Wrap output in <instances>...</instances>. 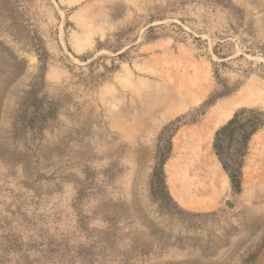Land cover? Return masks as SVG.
<instances>
[{
    "label": "rangeland",
    "instance_id": "rangeland-1",
    "mask_svg": "<svg viewBox=\"0 0 264 264\" xmlns=\"http://www.w3.org/2000/svg\"><path fill=\"white\" fill-rule=\"evenodd\" d=\"M242 110L264 0H0V264H264V125L239 185L213 148Z\"/></svg>",
    "mask_w": 264,
    "mask_h": 264
},
{
    "label": "trees",
    "instance_id": "trees-1",
    "mask_svg": "<svg viewBox=\"0 0 264 264\" xmlns=\"http://www.w3.org/2000/svg\"><path fill=\"white\" fill-rule=\"evenodd\" d=\"M250 113L249 110L235 112L232 118L216 131L214 137L213 148L222 161V167L228 172H235V174L229 173L230 180L235 185H239L236 176L239 175L240 162L235 159L233 162H227L223 159L229 161L232 156L241 157L249 137L264 125V120L251 118L248 115Z\"/></svg>",
    "mask_w": 264,
    "mask_h": 264
},
{
    "label": "bare ground",
    "instance_id": "bare-ground-1",
    "mask_svg": "<svg viewBox=\"0 0 264 264\" xmlns=\"http://www.w3.org/2000/svg\"><path fill=\"white\" fill-rule=\"evenodd\" d=\"M221 120H222V118L219 117L217 120H215L214 124L219 123ZM211 129L212 128H210V127H206L204 129L200 130L197 135H193V137H192V142H191L192 144L189 145V148H194L196 151L200 152L199 154H197L195 156L196 159L199 161L201 159L206 158V154L204 152H205L207 141L209 139V134L212 131Z\"/></svg>",
    "mask_w": 264,
    "mask_h": 264
}]
</instances>
